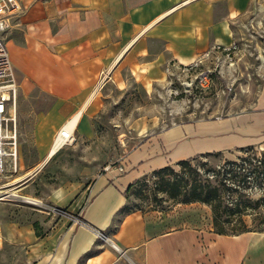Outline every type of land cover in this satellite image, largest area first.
I'll return each instance as SVG.
<instances>
[{
  "label": "crops",
  "instance_id": "crops-1",
  "mask_svg": "<svg viewBox=\"0 0 264 264\" xmlns=\"http://www.w3.org/2000/svg\"><path fill=\"white\" fill-rule=\"evenodd\" d=\"M252 2L19 0L4 34L21 91L36 90L42 98L33 116L37 153L43 158L54 153L50 149L59 128L77 111L73 130L78 137L92 136V117L107 81L130 79L149 90L167 80L171 63L188 64L234 43L236 24ZM258 103L264 108L262 100ZM254 119L264 128V118ZM241 125L232 132L231 122L185 123L148 133L127 154L123 173L96 174L76 194L55 192L70 222L40 238L34 244L39 253L25 264H118L119 254L132 264H260L252 255L259 243L250 231L217 233L210 216L201 220L196 212L123 210L125 188L145 173L196 153L254 144L194 143L227 138ZM179 205L182 210L206 206Z\"/></svg>",
  "mask_w": 264,
  "mask_h": 264
},
{
  "label": "rangeland",
  "instance_id": "rangeland-1",
  "mask_svg": "<svg viewBox=\"0 0 264 264\" xmlns=\"http://www.w3.org/2000/svg\"><path fill=\"white\" fill-rule=\"evenodd\" d=\"M235 30L236 48L232 52L214 48L196 58L195 64L173 62L167 80L152 89L145 90L130 79L125 83L107 81L100 90L102 105L92 117V136L78 137L73 130V139L48 158L37 153L32 136L33 116L38 102H42L40 92L21 91L15 77L17 149L15 159L8 153L4 155L0 172V264H25L36 257L40 250L34 244L52 229L70 222L55 192L76 194L86 189L96 174L111 169L119 172L117 168L123 167L129 151L148 133L179 124L217 121L231 122L229 130L234 132L235 125L241 123L227 138L194 143L215 146L243 140L252 141V149L245 151L229 145L202 160L217 166L226 160L238 161L240 156L264 152L263 124L254 119L264 118V108L258 103L264 102V0H253ZM203 69L209 70V81L200 85L197 73ZM143 177L145 181L135 184L126 194L128 209L196 212L201 220L208 215L211 218L208 205L182 210L180 203L158 189V179L151 171L140 180ZM13 192L16 195H11ZM252 194L258 195V191ZM28 196L38 202L25 201ZM251 218L250 214L244 215L247 223ZM250 232L259 243V252L251 253L264 264V231ZM118 256V264H132L125 256Z\"/></svg>",
  "mask_w": 264,
  "mask_h": 264
},
{
  "label": "trees",
  "instance_id": "trees-1",
  "mask_svg": "<svg viewBox=\"0 0 264 264\" xmlns=\"http://www.w3.org/2000/svg\"><path fill=\"white\" fill-rule=\"evenodd\" d=\"M253 144L240 146L249 151ZM218 151H206L176 160L151 170L158 179V189L175 203L199 202L210 207L213 230L222 234L264 231V152L240 156L211 166L202 158ZM173 165H177L175 169ZM136 178L124 190L145 181ZM258 191L254 196L252 192ZM124 211H129L127 203ZM252 216L247 223L244 215Z\"/></svg>",
  "mask_w": 264,
  "mask_h": 264
},
{
  "label": "built area",
  "instance_id": "built-area-1",
  "mask_svg": "<svg viewBox=\"0 0 264 264\" xmlns=\"http://www.w3.org/2000/svg\"><path fill=\"white\" fill-rule=\"evenodd\" d=\"M19 8V0H0V172L3 168L4 155L8 153L15 159L17 149L14 104L16 101L18 83L13 73L9 49L4 33L9 25L10 18L18 12ZM216 48L230 53L236 48V45L232 43L229 46ZM195 61L196 59L188 64H195ZM166 70L169 73L170 67L168 66ZM208 75V69L200 70L197 73L198 83L200 85L207 83L209 81ZM7 147L9 148L8 152H6ZM13 165L15 166V162ZM117 169L122 171L123 167L119 166ZM99 236L106 239L104 234L100 233ZM111 245L121 252L115 243L111 242Z\"/></svg>",
  "mask_w": 264,
  "mask_h": 264
},
{
  "label": "bare ground",
  "instance_id": "bare-ground-1",
  "mask_svg": "<svg viewBox=\"0 0 264 264\" xmlns=\"http://www.w3.org/2000/svg\"><path fill=\"white\" fill-rule=\"evenodd\" d=\"M15 106H16V101L14 104V110H15ZM80 112L77 111L73 117L71 119H69L64 126H62L59 131L57 132L55 138H54V142L52 143L51 149H50V153L55 152L61 145H63L66 142H70L73 137H72V131L73 128L76 124L77 118L79 116ZM11 195H16L14 192ZM25 201L27 202H31V203H37L38 200L36 198L33 197H25Z\"/></svg>",
  "mask_w": 264,
  "mask_h": 264
}]
</instances>
